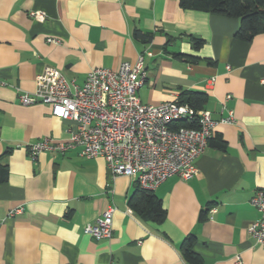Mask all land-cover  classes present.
<instances>
[{"label":"crops","instance_id":"obj_1","mask_svg":"<svg viewBox=\"0 0 264 264\" xmlns=\"http://www.w3.org/2000/svg\"><path fill=\"white\" fill-rule=\"evenodd\" d=\"M238 28V19L183 9L179 0H0V159L8 170L0 183V264H191L181 252L189 235L202 264L237 257L264 264V246L246 231L260 216L249 201L264 188V34L242 41ZM135 29L151 40L134 38ZM192 37L203 41L199 48ZM139 55L146 73L139 100L157 105L202 93L197 111L210 113L212 136L225 143H207L193 178L173 176L152 191L165 211L160 223L130 209L137 182L113 176L102 158L75 148L32 161L27 145L64 141L75 124L47 105L19 103L46 67L80 86L92 69L114 70ZM228 111L234 122L218 123ZM109 207L111 237L85 234Z\"/></svg>","mask_w":264,"mask_h":264},{"label":"built area","instance_id":"obj_2","mask_svg":"<svg viewBox=\"0 0 264 264\" xmlns=\"http://www.w3.org/2000/svg\"><path fill=\"white\" fill-rule=\"evenodd\" d=\"M28 15L36 20L45 18L39 11ZM47 42L57 44L54 39ZM145 79L143 55L134 64L122 62L114 70L92 69L80 86L67 80L58 69L46 67L35 77L34 91L20 94L19 103L47 105L53 117L71 121L75 128L68 130L64 141L44 138L27 145L28 157L34 161L42 152L64 153L77 148L81 157L102 158L113 176L131 177L146 191H154L173 176L181 180L193 178L198 172L196 160L217 123L208 111H194L178 101L142 103L137 90ZM180 122L192 126H180ZM233 122V113L228 111L218 123ZM249 203L260 216L246 231L255 243L264 246V188L257 189ZM21 212L19 207L9 215ZM113 213L114 208H107L85 226L84 233L95 240L110 238ZM236 264H240L238 257Z\"/></svg>","mask_w":264,"mask_h":264},{"label":"trees","instance_id":"obj_3","mask_svg":"<svg viewBox=\"0 0 264 264\" xmlns=\"http://www.w3.org/2000/svg\"><path fill=\"white\" fill-rule=\"evenodd\" d=\"M183 9H190L211 14L221 15L227 18L239 20V28L235 38L242 41H250L258 34H264V0H179ZM133 36L136 39L149 42L152 34L143 33L135 29ZM193 48H199L203 41L192 37ZM180 104L189 106L194 111L200 110L205 103V95L199 92H184L178 101ZM180 126L191 127L187 122H180ZM208 144L219 149L225 148V143L219 137H211ZM8 176L7 167L0 159V183L6 181ZM130 209L140 216L160 223L165 218V211L160 201L153 195L152 191H146L138 187L137 191L129 198ZM195 237L187 236L181 244V252L185 261L191 264H202L201 258L193 251Z\"/></svg>","mask_w":264,"mask_h":264}]
</instances>
